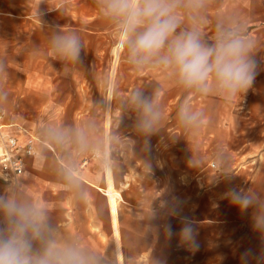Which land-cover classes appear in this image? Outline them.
<instances>
[{"label":"rangeland","instance_id":"rangeland-1","mask_svg":"<svg viewBox=\"0 0 264 264\" xmlns=\"http://www.w3.org/2000/svg\"><path fill=\"white\" fill-rule=\"evenodd\" d=\"M87 13L86 19H79L72 8L70 30L81 35L85 50L82 63L68 72L59 61L33 54L46 46V20L34 16L7 22L6 35L0 36V95L7 96L0 99V108L6 110L0 123L8 119L21 126L36 137L38 149L61 158L54 147L42 142L40 129L50 122L73 126L93 121L110 138L105 150L122 226L131 224L128 227L141 237L147 235L144 222L170 223L174 230L187 218L199 245L198 250L188 247L187 251L199 260L208 255L215 264H223L228 253L233 257L246 249L264 254V232L253 228L252 211L240 212L226 197L230 189L254 192L264 204V132L260 129L264 116L254 112L251 98L246 93L231 102L215 95L196 97L192 106L203 111L206 119L199 129H186L176 115L184 94L175 95L172 84L167 94H161L164 119L158 130L149 137L141 135L135 128V114L120 107V100L138 87L128 81L138 77L137 71L126 67L123 49L118 54L113 51L117 44L113 29L91 0H87ZM47 59L53 64H47ZM151 74L157 75L158 70ZM101 78L115 85L111 101L99 85ZM156 87L151 82V88ZM79 165L104 173L90 156L80 157ZM3 178L0 172V194L11 183Z\"/></svg>","mask_w":264,"mask_h":264},{"label":"clouds","instance_id":"clouds-1","mask_svg":"<svg viewBox=\"0 0 264 264\" xmlns=\"http://www.w3.org/2000/svg\"><path fill=\"white\" fill-rule=\"evenodd\" d=\"M96 3L100 17L112 27L126 63L137 72H163L184 94L176 113L182 127L199 129L206 119L203 111L193 108L194 98L215 95L231 102L252 87L258 69L255 41L246 26L233 18L218 19L214 34L207 37L210 0ZM37 15H42L40 7ZM47 26L50 34L46 47L33 54L59 61L65 72L81 64L85 50L81 35L58 24ZM99 85L106 100L111 101L115 85L107 78H101ZM6 98V94L0 95V99ZM120 107L135 114V128L145 137L155 133L164 119L159 88L151 93L135 88L120 100ZM40 136L45 145L62 154L57 170L61 186L78 198L87 194L79 158L93 157L101 169L110 166L105 150L110 138L102 135L93 121L73 126L50 122L40 129ZM226 197L240 212L251 210L253 228L264 232V204L256 193L230 189ZM164 228L169 238L177 236L181 243L198 250L195 228L187 218L178 232L170 223ZM252 259L258 264L264 262V254H254L252 249L241 253V264H250ZM0 264H99V256L79 237L59 236L50 223L47 204L32 198L19 182L12 181L0 194Z\"/></svg>","mask_w":264,"mask_h":264},{"label":"crops","instance_id":"crops-1","mask_svg":"<svg viewBox=\"0 0 264 264\" xmlns=\"http://www.w3.org/2000/svg\"><path fill=\"white\" fill-rule=\"evenodd\" d=\"M91 1L97 6L96 0ZM38 7L42 11L41 17L36 13ZM72 8L76 18L88 17L87 0H42V3L41 0H0V32H3L0 36L6 35L8 21L33 19L34 16L38 17L37 20H46L47 25L58 24L65 30H70ZM207 16V37L214 34V25L218 19L233 18L246 26L255 41L257 75L246 94L251 98L254 112L264 116V0H210ZM46 30L48 38V26ZM47 64H53V61L47 59ZM126 67L134 70L128 64ZM137 76L128 78V81H132L133 86L137 84L146 93L154 90L151 88V82L157 85L156 88L160 89L161 94H167L168 88L171 89L169 86L172 81L159 70L157 75H152L151 70H146L137 72ZM173 92L175 95L179 94V97L183 94L175 86ZM12 124L14 123L8 119L3 120V131L17 134L19 142L24 143L27 135L18 133L16 128H12ZM260 129L264 132V125L260 126ZM34 149V154L24 157V173L17 182L32 198L47 204L49 220L57 234L62 237H79L85 246L97 253L99 264H215L208 255L202 260L192 256L191 252L187 251L189 246L181 243L177 236L169 238L161 224L146 225L144 222L142 225L147 230V235L135 236L132 227H128L131 224H120L117 195L113 187L116 196L114 223L108 202L105 173L92 172L79 165L84 174L87 194L82 199L78 198L61 186L57 170L62 159L46 149H38L36 141ZM106 152L108 153L107 150ZM179 229L180 227H176L173 231L178 232ZM240 256V250L238 255L233 257L228 253V260L223 264H241ZM252 264H258V261L255 260Z\"/></svg>","mask_w":264,"mask_h":264},{"label":"built area","instance_id":"built-area-1","mask_svg":"<svg viewBox=\"0 0 264 264\" xmlns=\"http://www.w3.org/2000/svg\"><path fill=\"white\" fill-rule=\"evenodd\" d=\"M6 114L4 108H0V119ZM18 133H25L27 139L24 143L19 142L17 134L3 131L0 123V172L7 182L18 181L24 173V157L34 154V141L36 137L27 132L21 126L12 124Z\"/></svg>","mask_w":264,"mask_h":264},{"label":"bare ground","instance_id":"bare-ground-1","mask_svg":"<svg viewBox=\"0 0 264 264\" xmlns=\"http://www.w3.org/2000/svg\"><path fill=\"white\" fill-rule=\"evenodd\" d=\"M115 47H116L115 48L116 50H114V48H113V51H115L116 54H118L119 51L121 50V48H119L117 46V44H116ZM116 57H117V55H116ZM104 173H105L106 184H107L106 189H107V192H108V202H109V206H110V209H111V214H112L113 222L115 223L116 222V218H115L116 196H115V194L113 192L112 176H111V168H110V166L108 168H104Z\"/></svg>","mask_w":264,"mask_h":264}]
</instances>
